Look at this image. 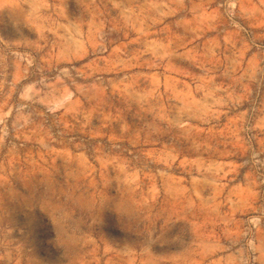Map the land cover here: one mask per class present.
Wrapping results in <instances>:
<instances>
[{
    "label": "rangeland",
    "instance_id": "obj_1",
    "mask_svg": "<svg viewBox=\"0 0 264 264\" xmlns=\"http://www.w3.org/2000/svg\"><path fill=\"white\" fill-rule=\"evenodd\" d=\"M0 264H264V0H0Z\"/></svg>",
    "mask_w": 264,
    "mask_h": 264
}]
</instances>
